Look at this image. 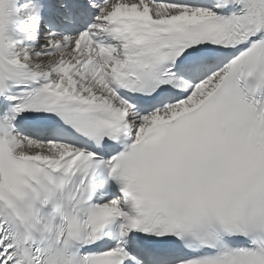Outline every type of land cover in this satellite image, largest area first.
I'll use <instances>...</instances> for the list:
<instances>
[{
    "label": "snow or ice",
    "instance_id": "obj_1",
    "mask_svg": "<svg viewBox=\"0 0 264 264\" xmlns=\"http://www.w3.org/2000/svg\"><path fill=\"white\" fill-rule=\"evenodd\" d=\"M0 264H264V0H0Z\"/></svg>",
    "mask_w": 264,
    "mask_h": 264
}]
</instances>
